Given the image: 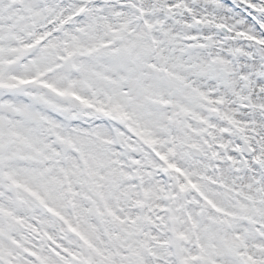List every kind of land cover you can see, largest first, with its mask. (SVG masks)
<instances>
[{
	"label": "snow or ice",
	"instance_id": "obj_1",
	"mask_svg": "<svg viewBox=\"0 0 264 264\" xmlns=\"http://www.w3.org/2000/svg\"><path fill=\"white\" fill-rule=\"evenodd\" d=\"M0 264H264V0H0Z\"/></svg>",
	"mask_w": 264,
	"mask_h": 264
}]
</instances>
